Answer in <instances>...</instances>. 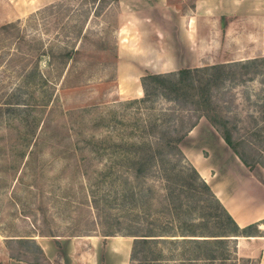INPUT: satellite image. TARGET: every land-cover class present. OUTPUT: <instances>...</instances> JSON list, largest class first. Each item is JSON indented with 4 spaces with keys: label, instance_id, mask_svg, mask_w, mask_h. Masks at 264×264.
<instances>
[{
    "label": "rangeland",
    "instance_id": "1",
    "mask_svg": "<svg viewBox=\"0 0 264 264\" xmlns=\"http://www.w3.org/2000/svg\"><path fill=\"white\" fill-rule=\"evenodd\" d=\"M120 1L141 7L122 9ZM193 3L0 0V25L19 20L0 28L7 31L0 37V264L9 258L41 261L30 241L39 235L177 231L181 218L168 205L186 202L187 186L196 204L189 221H201L196 170L178 148L156 139L166 129L178 137L206 112L229 124L242 118L239 129L247 127L249 113L264 107V67L257 74L242 65L217 69L235 76L220 87V79L214 81L211 102L202 108L160 95L145 99L141 77L152 71L127 58L118 63L119 46L128 48L141 35L175 50V27ZM15 31L42 42L15 47ZM61 46L69 54L62 56ZM32 66L35 75L26 78ZM181 67L195 66L172 70ZM151 151L158 161L136 174L135 162Z\"/></svg>",
    "mask_w": 264,
    "mask_h": 264
},
{
    "label": "crops",
    "instance_id": "2",
    "mask_svg": "<svg viewBox=\"0 0 264 264\" xmlns=\"http://www.w3.org/2000/svg\"><path fill=\"white\" fill-rule=\"evenodd\" d=\"M120 3L124 6L125 1ZM128 4L132 2L122 9L141 7ZM193 4L191 13L181 15L182 23L173 29L175 50L147 42L141 35L136 44L119 46V65L127 58L143 72H163L178 65L202 66L264 55V0H194ZM173 50L175 59H169ZM179 146L239 226L264 219V168L245 165L206 117L197 120ZM258 228L263 231L264 223ZM36 241L43 249V264H130L133 237L39 235ZM237 254L264 264V234L238 236ZM7 264L37 263L9 258Z\"/></svg>",
    "mask_w": 264,
    "mask_h": 264
},
{
    "label": "trees",
    "instance_id": "3",
    "mask_svg": "<svg viewBox=\"0 0 264 264\" xmlns=\"http://www.w3.org/2000/svg\"><path fill=\"white\" fill-rule=\"evenodd\" d=\"M53 6L54 3H50L45 8L49 9ZM18 21L6 22L1 24L0 28L17 25ZM5 32L7 31H0V37ZM24 40H27L35 48L36 45L42 42L41 40L37 41L35 35H27L23 31L14 32L12 41L15 47L19 46ZM51 44L55 45L53 42ZM60 49L62 56L69 54L64 46H61ZM260 64L264 67V55L204 66L181 67L164 72H147L141 77L144 98L151 99L152 96L160 95L175 102L180 101L182 104L184 102L187 104L189 101L192 104L197 103L198 106L200 104L202 108H207L212 99L211 84L220 79L217 83V87H220L224 79H233L235 76L234 73L233 75L227 72L224 73L223 69L220 72L222 75H219L216 72L217 69L228 65H242V67H251V72L257 74L260 72L258 68ZM35 68V66H32L30 70H26L24 76L32 79L35 75ZM163 114L167 120L171 118L169 116L170 112H163ZM200 114L208 118L223 140L245 165L250 168L260 165L264 168V107L259 113H249V123L242 130L239 129L238 125L240 120L242 122V118L235 117L234 121L229 124L226 119L217 118V115L211 116L207 112ZM200 114L197 115L198 118L201 116ZM196 122L197 120L193 121L178 137L167 136L165 132L169 133V129H166L165 132H161L156 140H158V143L159 141L164 142L170 149L176 147L181 151L178 142ZM156 155L157 153H153V151L141 155L142 158L135 162V173L140 174L145 168L152 165V162L158 161ZM192 167L196 170L193 165ZM196 175L201 185L199 191L201 195L195 202L199 204L200 209L202 208L199 209L202 216L201 221L194 224L189 221L188 215L196 207V204L190 201V196L194 193H192L193 191L190 192L191 188L187 186L186 202L180 199L179 202L168 205L169 209L181 218L180 223L182 225L178 227L179 230H169V232L166 230L167 228L163 227L161 231L159 230V233L154 232L151 228L145 231L134 229L122 233L133 237L130 264H135L136 261L140 264H217V262L219 264H242L243 262L244 264H258L257 258L237 254V237L263 235L258 225L261 222L264 223V219L244 227L239 226L214 194L210 185L200 177L197 170ZM210 219H212L211 225L209 224ZM252 226L255 227V230L247 231V228ZM163 235L170 236L165 237ZM30 241L35 243L42 260L38 261L39 257L38 260L29 262L43 264L45 259L43 249L34 238H30Z\"/></svg>",
    "mask_w": 264,
    "mask_h": 264
},
{
    "label": "built area",
    "instance_id": "4",
    "mask_svg": "<svg viewBox=\"0 0 264 264\" xmlns=\"http://www.w3.org/2000/svg\"><path fill=\"white\" fill-rule=\"evenodd\" d=\"M51 264H57V263H51Z\"/></svg>",
    "mask_w": 264,
    "mask_h": 264
}]
</instances>
